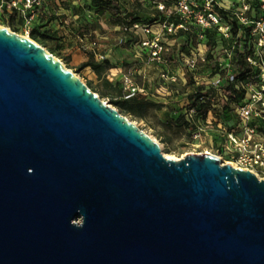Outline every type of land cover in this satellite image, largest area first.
I'll use <instances>...</instances> for the list:
<instances>
[{"label": "water", "instance_id": "95a60500", "mask_svg": "<svg viewBox=\"0 0 264 264\" xmlns=\"http://www.w3.org/2000/svg\"><path fill=\"white\" fill-rule=\"evenodd\" d=\"M0 264H264V180L208 153L166 157L0 25Z\"/></svg>", "mask_w": 264, "mask_h": 264}, {"label": "rangeland", "instance_id": "374dc122", "mask_svg": "<svg viewBox=\"0 0 264 264\" xmlns=\"http://www.w3.org/2000/svg\"><path fill=\"white\" fill-rule=\"evenodd\" d=\"M137 1L122 0L124 12L141 15L146 23L154 19L153 7L142 6ZM42 9L43 15L36 21L37 25H43L40 33L56 37L47 38L54 48L53 54L92 90L95 89L102 100L112 106H115L111 103L112 97L133 104L136 113L124 115L156 138L164 155L167 153L171 156L169 158L181 159L188 153L209 152L222 163H228V156L218 148L217 141L221 142L222 136L217 129H228L233 124V115L222 111L227 99L222 86L216 84L219 77L214 75V62L204 63L198 56L197 65L192 70L180 65L177 53L185 45V38L179 37L168 40L166 56L175 57L170 65L149 61L147 55L144 56V46H132L134 41L125 26L115 24L108 12L93 7L90 0H45ZM0 25L25 35L17 23L8 26L1 22ZM153 25L155 30L161 27V23ZM138 31L141 33V29ZM193 47L199 55V44L195 42ZM218 49L222 52L223 43H219ZM91 58L108 61L101 76L91 67L79 68ZM229 61H225V57L219 60L223 67L230 64L226 72L234 73L236 67ZM200 85L207 95L193 99ZM140 101L142 104H136ZM199 119H202L203 126H207L209 120L215 126L212 131L204 130L196 139L194 134ZM216 135L219 138H214Z\"/></svg>", "mask_w": 264, "mask_h": 264}, {"label": "built area", "instance_id": "2783aa9c", "mask_svg": "<svg viewBox=\"0 0 264 264\" xmlns=\"http://www.w3.org/2000/svg\"><path fill=\"white\" fill-rule=\"evenodd\" d=\"M44 1L0 0V23L2 16L17 12L24 19L22 25L24 34L30 37L34 18L38 9L43 7ZM158 6L167 15L174 12L178 14L182 23L176 26L172 23H164L158 30L154 29L153 24L135 23L132 30L141 29L144 35L141 46L145 47L149 61H155L162 65H170L172 62L166 56L168 44L164 40L165 32L172 34L179 27L189 28L195 25L201 27L202 30L216 28L224 37L231 38L233 22L230 19H225L218 12L217 7L229 10L231 16L239 23L251 27L250 33L254 37V54L247 55V60L261 70L253 80L242 81L237 85L238 88L246 91L244 99L233 104L237 122L231 128L217 129L222 136L221 142L217 141V143L218 148L228 156L226 162H230L237 168H246L255 173L259 179L264 180V0H177L174 8H166L163 3H159ZM199 52L197 55L194 49L191 54L179 53L177 58L180 65L190 70L195 68L198 56L202 61H205V46L200 43ZM101 58L103 59L104 56L102 55ZM228 59L230 60V54ZM229 66L230 64L227 63L226 67ZM238 73L227 72V80L233 82ZM217 76L219 78L216 84L222 86L224 96L228 100L225 83L227 80H223L220 75ZM215 120L217 121V119ZM208 122L207 126H203L201 120L196 122L197 129L194 134L196 139L202 136L204 130L212 131L215 124L212 120ZM219 125L222 127L221 123ZM214 138H219V136L216 135Z\"/></svg>", "mask_w": 264, "mask_h": 264}, {"label": "trees", "instance_id": "16d2710c", "mask_svg": "<svg viewBox=\"0 0 264 264\" xmlns=\"http://www.w3.org/2000/svg\"><path fill=\"white\" fill-rule=\"evenodd\" d=\"M93 7L97 9H101L102 12H108L113 22L119 26H125V30L129 31V36H131L134 44L138 46L142 45V41L144 40V35L142 32L133 31L132 27L135 23L145 24V20L141 15H136L132 11L124 12L123 2L122 0H90ZM142 6L149 5L152 6L151 9L152 14L154 15V19H149L148 24H156V23H168L173 25H178L182 23L181 17L175 12L171 15H167L165 11L159 9V3H163L166 8L172 7L174 8L177 0H139ZM144 5V6H145ZM218 12L225 17V19H230L233 22V26L231 29L232 36L231 38L224 37L216 28H207L203 29L199 26L192 25L189 28L179 27L176 32L169 34L164 33L165 43L168 44V40L173 37L185 38V45L181 46L180 51L177 53H185L191 54V52L195 49L194 43H200L205 46V61L214 62L213 69L215 71L214 75L222 76L223 80H227V67H223L222 63L219 62L223 57H225V61L228 59L230 54V63L236 67L234 73H237L235 80L233 82H229L227 80L226 88H227V96L228 100L222 108L224 113H230L233 115V124L229 127L231 128L237 122V116L234 111L233 104L236 102H240L245 97V89L238 88L237 85L242 81L253 80L256 75L259 74L260 68L252 65L247 60V55L254 54V37L251 35V27L243 26L238 22L237 19L231 16V12L229 10H225L221 7H217ZM44 9H38L37 18H34V26L31 30L30 37L47 47L51 53H54V48L52 45L48 43L47 38H56L50 35H46L45 33H40L39 29L43 25H37L38 19L43 15ZM151 13V12H150ZM250 14V13H249ZM37 19V21H36ZM2 23H6L8 26H13L14 24L23 25L24 19L23 16L17 12H13L8 16H2ZM163 22V23H162ZM147 24V23H146ZM202 31V32H201ZM202 34V37H200ZM132 41V42H133ZM219 43H223V50L219 52ZM229 49H228V48ZM227 50V51H226ZM227 52V53H226ZM147 53L144 51V56ZM170 61L175 60L168 57ZM173 58V57H172ZM229 60V59H228ZM220 64V66H219ZM91 67L93 71L101 76L104 70L108 67V61L96 60L95 58H91L88 61L81 64L79 68ZM96 91L95 89L93 90ZM203 85L197 87V91L195 97L192 96L193 99L197 97L205 98L207 93L205 92ZM136 100V99H134ZM147 102V101H145ZM111 103H113L121 113H136L135 106L130 104L128 100L121 98L112 97ZM136 104H142V101ZM204 119V118H203ZM202 120V119H199ZM197 129V126H196ZM195 129V131H196Z\"/></svg>", "mask_w": 264, "mask_h": 264}, {"label": "bare ground", "instance_id": "6f19581e", "mask_svg": "<svg viewBox=\"0 0 264 264\" xmlns=\"http://www.w3.org/2000/svg\"><path fill=\"white\" fill-rule=\"evenodd\" d=\"M133 123H134V122H133ZM134 124L136 125V123H134ZM136 126H137V125H136ZM151 137H152L154 140H156V138H154L153 136H151ZM156 141H157V140H156ZM165 156L168 157V158L171 157V156H170L169 154H167V153H165ZM228 163H230V162H228Z\"/></svg>", "mask_w": 264, "mask_h": 264}]
</instances>
